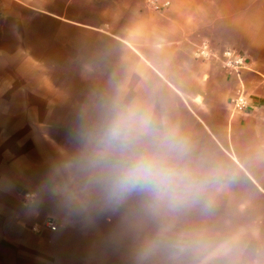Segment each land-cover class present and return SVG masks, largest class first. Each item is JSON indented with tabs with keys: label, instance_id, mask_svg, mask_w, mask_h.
<instances>
[{
	"label": "crops",
	"instance_id": "1",
	"mask_svg": "<svg viewBox=\"0 0 264 264\" xmlns=\"http://www.w3.org/2000/svg\"><path fill=\"white\" fill-rule=\"evenodd\" d=\"M169 1L162 13L146 0H0V264H45L70 250L65 230L44 229L46 218L65 217L44 188L37 128L83 122L47 118V90L29 86L31 71L133 80L134 94L149 96L226 174L210 204L168 218L186 225L160 226L150 214L149 227L178 233H150L187 239L182 264H264V0ZM205 42L245 59L240 79L219 60L196 57ZM241 92L250 105L239 113L231 100ZM129 200L143 214L137 222L149 223L146 201Z\"/></svg>",
	"mask_w": 264,
	"mask_h": 264
},
{
	"label": "clouds",
	"instance_id": "2",
	"mask_svg": "<svg viewBox=\"0 0 264 264\" xmlns=\"http://www.w3.org/2000/svg\"><path fill=\"white\" fill-rule=\"evenodd\" d=\"M226 174L148 100L122 96L97 107L77 134L74 153L55 163L44 183L68 215L115 210L133 196L166 219L210 204Z\"/></svg>",
	"mask_w": 264,
	"mask_h": 264
},
{
	"label": "rangeland",
	"instance_id": "3",
	"mask_svg": "<svg viewBox=\"0 0 264 264\" xmlns=\"http://www.w3.org/2000/svg\"><path fill=\"white\" fill-rule=\"evenodd\" d=\"M30 74L29 86L47 90V107L49 108L46 111L47 118L72 119L84 123L99 105L116 96H122L125 99L145 100L146 97L148 100L149 98V96L134 94V82L129 79L48 78L44 77L42 72L36 71H31ZM78 74L80 73L78 72ZM26 80L17 79L16 84L20 85L21 81L26 83ZM12 114L14 118L24 117L18 111H13ZM36 116V112H31V117ZM80 128H37L39 135H45V179L55 163L67 159L74 153L77 146L78 132L76 131H79ZM31 129L33 130V128ZM65 129L72 130V133L66 134ZM30 140L32 143V137ZM49 196L51 195L49 194ZM32 197L25 194V199ZM130 202L131 200H128L124 203L125 208L118 207L115 210L97 205L89 219L79 215L70 216L60 207L62 215L67 220L53 216L46 219H55L58 229L66 231L70 237L68 241L70 250L65 252L62 260L53 259L50 261L48 259L45 264H140L136 234L141 232V229L155 234L178 233V231L165 230L158 226L149 227L148 223H144V225L138 223L137 219L140 214L141 216L143 214L141 209L130 206ZM108 216L113 217L112 223L105 221ZM65 221L68 223V228H63ZM34 230L41 231L39 228H34Z\"/></svg>",
	"mask_w": 264,
	"mask_h": 264
},
{
	"label": "trees",
	"instance_id": "4",
	"mask_svg": "<svg viewBox=\"0 0 264 264\" xmlns=\"http://www.w3.org/2000/svg\"><path fill=\"white\" fill-rule=\"evenodd\" d=\"M141 205H143L144 208V210L142 208V211L145 212L144 217H149L147 219L149 221V223L147 222L148 225L155 224L154 221L150 220L151 210L148 208L147 203L144 202V204ZM186 210L190 212V208L182 211ZM105 221L107 223H112L113 217L108 216ZM142 224L144 225V223ZM158 224L164 227H176L186 225L187 223L182 221L176 222L166 218L162 219V222L159 221ZM136 244L140 264H182L184 251L188 248V240L184 237L158 236L142 229L141 232L136 234ZM195 247L198 249V244H196Z\"/></svg>",
	"mask_w": 264,
	"mask_h": 264
},
{
	"label": "built area",
	"instance_id": "5",
	"mask_svg": "<svg viewBox=\"0 0 264 264\" xmlns=\"http://www.w3.org/2000/svg\"><path fill=\"white\" fill-rule=\"evenodd\" d=\"M148 7L156 12H165L169 9L171 2L169 0H146ZM196 57L200 60H219L227 70L235 72L240 79V71L246 67L245 59L232 50L217 52L213 50L208 43H202L196 50ZM233 110L244 112L249 108V100L244 93H239L231 100ZM44 227L50 231H56L57 225L54 220L48 219Z\"/></svg>",
	"mask_w": 264,
	"mask_h": 264
}]
</instances>
